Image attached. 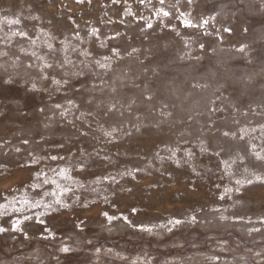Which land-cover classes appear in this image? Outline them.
Segmentation results:
<instances>
[{
    "label": "rangeland",
    "instance_id": "1",
    "mask_svg": "<svg viewBox=\"0 0 264 264\" xmlns=\"http://www.w3.org/2000/svg\"><path fill=\"white\" fill-rule=\"evenodd\" d=\"M0 264H264V0H0Z\"/></svg>",
    "mask_w": 264,
    "mask_h": 264
},
{
    "label": "snow or ice",
    "instance_id": "2",
    "mask_svg": "<svg viewBox=\"0 0 264 264\" xmlns=\"http://www.w3.org/2000/svg\"><path fill=\"white\" fill-rule=\"evenodd\" d=\"M161 2H163V0H161ZM165 15H167V13H165Z\"/></svg>",
    "mask_w": 264,
    "mask_h": 264
}]
</instances>
